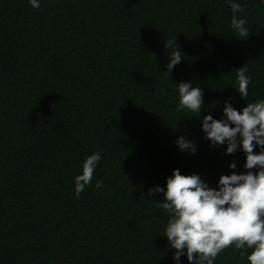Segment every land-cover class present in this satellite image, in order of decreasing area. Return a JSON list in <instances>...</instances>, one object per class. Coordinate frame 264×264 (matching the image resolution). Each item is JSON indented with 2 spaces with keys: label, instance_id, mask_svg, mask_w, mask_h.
Returning a JSON list of instances; mask_svg holds the SVG:
<instances>
[{
  "label": "trees",
  "instance_id": "trees-1",
  "mask_svg": "<svg viewBox=\"0 0 264 264\" xmlns=\"http://www.w3.org/2000/svg\"><path fill=\"white\" fill-rule=\"evenodd\" d=\"M230 2L244 9L246 39L230 26ZM39 3L0 0V264H177L170 214L156 206L163 194L148 193L174 169L213 189L246 171L244 152L211 145L201 120L222 119L225 102L239 111L264 100V0ZM175 37L183 57L165 77ZM180 82L202 89L199 116L177 111ZM180 136L194 154L178 150ZM94 152L101 159L76 198ZM214 264L247 260L230 247Z\"/></svg>",
  "mask_w": 264,
  "mask_h": 264
},
{
  "label": "clouds",
  "instance_id": "clouds-1",
  "mask_svg": "<svg viewBox=\"0 0 264 264\" xmlns=\"http://www.w3.org/2000/svg\"><path fill=\"white\" fill-rule=\"evenodd\" d=\"M33 8L40 7L39 0H29ZM232 11L231 28L246 39L249 28L246 20L237 13L244 9L241 4L230 2ZM176 37L164 44L165 49L174 47L169 54L165 77L182 61V53L175 44ZM246 64L236 69V91L244 99L248 96L249 77ZM179 103L177 111L187 109L199 116L203 105V91L191 82L178 83ZM204 139L211 145L226 144V154L239 148L245 154L244 173L233 171L221 175L217 188H210L197 174L181 175L174 169L166 178L165 188L159 186L149 190V196L163 194L157 207L170 214L165 228V237L175 250L173 259L179 264L181 256L188 264H214L224 250L234 247L247 264H264V100L247 103L239 111L225 102L223 118L214 119L206 114L201 120ZM178 150L194 154L196 146L184 136L175 141ZM256 146L260 147L255 153ZM101 159L99 152L87 156L82 172L74 179L75 197L79 198L85 187L91 184L94 170ZM235 163L229 164L235 169ZM256 169V171H253ZM103 182L96 181V187ZM251 250V251H248Z\"/></svg>",
  "mask_w": 264,
  "mask_h": 264
}]
</instances>
